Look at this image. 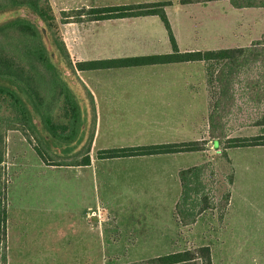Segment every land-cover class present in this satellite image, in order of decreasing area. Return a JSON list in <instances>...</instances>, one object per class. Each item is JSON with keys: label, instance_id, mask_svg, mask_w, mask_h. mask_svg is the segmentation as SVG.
<instances>
[{"label": "rangeland", "instance_id": "374dc122", "mask_svg": "<svg viewBox=\"0 0 264 264\" xmlns=\"http://www.w3.org/2000/svg\"><path fill=\"white\" fill-rule=\"evenodd\" d=\"M146 1L158 0H50L56 16V24L53 26V30H50L45 24L40 23L42 26L41 33L50 59L58 65L60 72L64 74L80 106V127L75 140L63 142L51 137L41 125L37 111L28 95L11 81L0 79V85L12 87L21 97L36 123L37 135L41 138L42 145L56 160L69 162L76 160L80 155L82 156L79 159L83 157L88 136L91 132L92 116L89 100L82 84L65 64L64 57L53 40V33L63 38V28L69 23L66 20H73L66 19L62 12L73 7ZM186 1L188 0H171V4L166 7L168 16L175 19L178 10H181L203 16L202 18L206 19L212 14L215 6L228 4L227 0L207 3H186ZM181 4L184 6L181 7ZM230 10L232 12L230 19L234 26H237L236 22L247 19L242 12L253 14V12H257L258 8L246 9L245 11L234 8ZM17 13L13 8L0 10V24L16 16ZM137 20L142 24L137 22L136 25L129 26V23L121 24L118 21H109L99 22L96 26L92 25L88 29L81 30V33L85 32L84 38L90 37L89 34L96 30L115 29L121 31L125 27L126 34L135 30L137 38L134 42L122 46L128 48L129 44L130 46L134 44L130 48L131 50H121L119 52H112V50L90 51L88 49L91 46L88 41L86 40L85 44L81 45L83 43L81 33L76 32L79 36L77 41H71L70 38H67L71 58L76 61L77 48L82 47L84 50L81 52L85 54H83L84 56L120 55L134 52L143 54L144 51H150L151 48L148 46L149 42L137 33L147 32L159 38L162 36L167 37L165 26L158 16L138 17ZM76 29L77 27L74 30L76 31ZM182 30H185L184 27ZM181 35L183 36V39L180 38L182 50L191 49L189 47H193L192 41L188 40L187 36L184 37V31ZM206 48L198 47L197 49ZM157 49L163 52L164 46H157ZM201 64L202 62L180 63V67L185 71L186 80L192 82L200 80L204 69ZM149 67H118L85 71L82 77L95 89L101 86H115L128 90L127 88L148 83L147 80L150 79L147 68ZM136 74L137 77H135ZM194 77L197 78L192 80ZM240 94V92L236 94L238 106L233 108L228 119L230 134H236L234 129L243 124V133L254 135L256 134L255 129L259 130L261 127L255 128L252 125L264 114V104L254 105L246 101ZM261 129L259 132H264V127ZM99 143H101V138ZM211 156L213 157V154ZM219 158L216 164L215 161H212V163L214 168L216 167L214 177L218 181L215 186H218L221 193L222 190L229 187L226 183V177L232 171L227 165H224L221 155H219ZM3 165L6 169L7 184L10 188L7 189L6 196L8 205L5 224L6 240L5 242L0 240V264H2L4 250L7 256V264H120L164 254L166 251L193 247L205 242L213 243L215 256L217 254L218 244L214 231L222 225V222L220 223L217 219V211L205 214L196 225L184 229L170 228L165 230L162 226H159V222L132 219L136 215L122 211L126 206L108 205L105 204L104 199L98 198V189L93 184V169L91 168L88 169L90 185L84 189L85 195L72 196L68 190V185L65 184L66 174L70 170L69 167L67 165H51L52 168L45 167L36 150L18 131H10L7 135L6 160ZM76 174L80 176V171ZM98 176L101 182L103 175L100 170H98ZM84 177H86V172ZM240 200V197L236 196L231 211L233 215L232 222L228 227V230L236 231L239 234L235 238L232 237V239L241 243L236 248L238 252L236 254L241 253L244 258L248 259L257 250L259 256H263L260 259L264 261V199L261 200L262 203L259 206L255 205L248 211ZM242 209L244 210L243 214H249V223L259 225L258 236L246 237L239 233L244 229ZM244 217L246 221V216ZM254 232L257 235L256 226ZM164 233H168V237H164Z\"/></svg>", "mask_w": 264, "mask_h": 264}, {"label": "crops", "instance_id": "0c3cea01", "mask_svg": "<svg viewBox=\"0 0 264 264\" xmlns=\"http://www.w3.org/2000/svg\"><path fill=\"white\" fill-rule=\"evenodd\" d=\"M183 6L181 4V7ZM232 8L234 7L229 2L225 5L215 6L212 14L208 18L205 17L206 19H203V16H197L181 10H178L175 19L169 17L180 50H182L180 38L183 39L181 35L183 31L184 37L187 36L188 40L192 41L191 44H193V47H189L191 48L189 50H195L198 47L218 49L246 46L253 40L258 39L264 32V8H258L257 12H253V14L242 12L247 19L236 22L237 26H234L230 19L232 16L230 9ZM70 9H74V7ZM246 9L253 8H240L238 10L245 11ZM137 18L90 22L69 21L63 28V39L67 46V38H70L71 41H77L81 30L88 29L92 25L96 26L99 22L118 21L121 24L129 23V26L136 25L137 22L142 24ZM75 27H77L76 31L74 30ZM183 27L185 30H182ZM132 29L134 30L135 27ZM132 32L126 34L125 27L121 31L115 29L96 30L89 34L90 37L86 38H84L85 32H82L80 34L83 42L81 45H84L87 40L91 46L90 49H87L90 51L94 50V52H99L98 50H112V52L131 50L130 48L134 44L132 46L129 44L128 48H123L122 46H126L129 42L133 43L137 38L136 31ZM137 34L142 35L149 42L150 51H144L145 53L143 54L134 52L120 55L84 56L85 54L81 52L84 50L82 47L77 48L78 56H76V61L161 54L171 51L168 33L167 37L162 36L161 38L147 32ZM161 45L164 46L163 52L157 49V46ZM76 61L74 59L73 63ZM180 63L144 65L150 66L147 68L150 80H147L148 83L127 88L128 90L115 86H101L95 89V87H91L84 80L82 75L85 71L100 69L77 71L80 83L82 81L93 94L96 108V124L89 151L91 163L88 165H67L70 170L66 174L65 184L68 185V190L72 196L85 195L84 189L90 185L88 169L91 168L93 169V184L98 189V198L104 199L105 204L108 205L126 206L122 211L136 215L132 219L159 222V226H162L165 230L170 228L184 229L185 227L196 225L205 214L215 211L210 209L203 212L198 216L195 223L188 226H182L176 214V204L182 192L179 171L207 161H215L214 163L216 164V161L220 159L219 155H221L218 141L211 138L209 134L210 93L205 72H203L204 69L200 80L192 82L186 80L185 71L180 67ZM201 65L204 67L203 62ZM135 77H137V74ZM196 78L194 77L192 80ZM252 127L262 128L264 126L253 124ZM237 128L234 129L236 134H230V136L248 135L243 133V124L238 125ZM261 128L259 130L255 129L256 134L262 133L259 132L262 130ZM100 138L101 143H99ZM188 140H207V149L204 151L114 158H102L97 155L101 149L180 143ZM212 154L213 157L211 156ZM228 158L226 160L222 157L224 165L230 168L232 171L230 173H233L234 177L232 184L229 186L231 190L229 205L223 219L219 220L222 225L214 231L217 240L215 241L218 244L216 256L213 243L205 242L203 244L211 246L213 264H264L263 259H260L263 256H259L257 250L248 257L249 260L244 258L241 253L236 254L238 253L236 248L241 243L235 241L232 237L235 238L239 234L236 231L228 230L232 222L233 215L231 211L234 207L236 196L240 197V201L247 211L255 205L259 206L262 203L261 200L264 199V146L230 148L228 149ZM50 166L45 164V167ZM98 170L103 175L101 182L99 181ZM79 171L80 176L76 174ZM85 172L86 177H84ZM9 188L10 186L7 187V189ZM243 212L244 210L242 209V214ZM243 215L246 216V221L243 216L244 229L239 233L246 237L258 236L259 225L249 223V214L244 213ZM255 226L257 227V235L254 232ZM168 235V233L163 234L164 237H168ZM172 251H166L165 253Z\"/></svg>", "mask_w": 264, "mask_h": 264}, {"label": "trees", "instance_id": "16d2710c", "mask_svg": "<svg viewBox=\"0 0 264 264\" xmlns=\"http://www.w3.org/2000/svg\"><path fill=\"white\" fill-rule=\"evenodd\" d=\"M220 0H188L186 3H207ZM234 8H264V0H227ZM171 0L122 3L90 6L63 11L66 21L90 22L111 19L156 15L168 33L171 51L161 54H145L117 58L78 60L73 63L63 38L53 33V40L64 57V62L80 82L77 71L109 69L129 66L203 62L209 87V134L220 145L221 156L228 160V149L236 147L264 146V132L256 135L230 136L229 116L238 106L236 94L240 92L246 101L254 105L264 104V32L247 46L218 49L180 50L166 7ZM15 9L16 16L0 24V79H7L25 92L33 103L41 125L53 138L63 142L75 140L80 127V106L72 88L58 65L50 59L41 33V24L50 30L56 24V16L50 0H0V10ZM24 13V14H23ZM70 17V18H69ZM91 109V132L83 157L69 162L58 161L50 155L37 135L36 123L21 97L10 86L0 85V240H6L7 135L20 132L47 165H88L92 145L96 108L91 91L82 83ZM240 90V91H239ZM255 125L264 126V114ZM207 140H188L180 143H161L101 149L98 157L114 158L159 153L204 151ZM216 170L211 161L190 166L179 171L182 192L176 204V214L182 226L196 222L207 210H215L222 220L230 202V187L221 191L215 186ZM233 173L226 177L230 186ZM219 193V194H218ZM2 264L7 256L2 253ZM120 264H213L209 245H196L152 257Z\"/></svg>", "mask_w": 264, "mask_h": 264}]
</instances>
